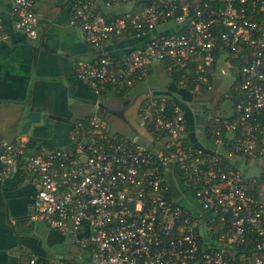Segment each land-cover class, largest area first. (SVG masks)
Masks as SVG:
<instances>
[{"label": "built area", "instance_id": "1", "mask_svg": "<svg viewBox=\"0 0 264 264\" xmlns=\"http://www.w3.org/2000/svg\"><path fill=\"white\" fill-rule=\"evenodd\" d=\"M13 1L14 29L36 40L35 0ZM141 1L107 0L127 10L106 17L91 0H71L70 26L96 51L75 66L95 95L93 112L73 124L66 147H0V180L36 186L29 222L75 248L71 259L16 264H264V174L239 169L264 168V0H145L137 8ZM129 39L136 43L125 52L107 50ZM156 65L199 96L226 68L235 95L223 97L230 116L207 132L216 151L194 146L185 111L150 87L136 109L138 139L102 128L101 100L115 99L108 88H128L124 100Z\"/></svg>", "mask_w": 264, "mask_h": 264}, {"label": "crops", "instance_id": "2", "mask_svg": "<svg viewBox=\"0 0 264 264\" xmlns=\"http://www.w3.org/2000/svg\"><path fill=\"white\" fill-rule=\"evenodd\" d=\"M99 7L100 16L114 17L127 6L107 7V0H91ZM39 20L38 37L28 40L13 27V0H0V147L2 144L25 142L29 146L63 148L69 145L68 133L75 122L88 120L93 112L95 95L89 85L77 79L75 66L90 61L96 51L83 40L82 34L70 26L71 0H35ZM135 39L124 40L116 48L125 52ZM211 93L204 96L182 90L156 65L145 86L131 91L120 103L124 106H102L135 129L136 109L146 87L157 95H169L185 111L187 137L198 149L216 151L207 133L209 122L228 118L231 103L223 97L229 93L232 79L219 65ZM221 75L231 79L225 91L214 90ZM114 103L118 101L113 99ZM200 105L198 108L197 105ZM71 108V109H69ZM36 186L19 179L0 180V264L25 262L31 257L41 261L53 257V248L65 247L59 257L71 259L75 248L58 233L48 230L39 234L28 220ZM33 226V227H32Z\"/></svg>", "mask_w": 264, "mask_h": 264}, {"label": "rangeland", "instance_id": "3", "mask_svg": "<svg viewBox=\"0 0 264 264\" xmlns=\"http://www.w3.org/2000/svg\"><path fill=\"white\" fill-rule=\"evenodd\" d=\"M221 80H217L218 82L216 83V85L214 86V90H227L231 84V79L230 77H228L227 75H221L220 77ZM117 103H114V101H112V99L109 98H102L101 102H102V106H114L115 104H119V100L117 99ZM198 108H200V105H197ZM135 121L136 123H138V118L135 117ZM101 125L102 128L105 130H112L115 132H119L120 134H125L128 135V133H131L132 135H135V139H138V134L136 132L135 129L130 128L129 126H127L125 124V122H123L122 120L118 119L117 117H115L112 114V111L109 110V113L106 114L105 118L101 121ZM249 168V169H248ZM248 168L244 169V167H240L239 169L242 171L243 174H257V173H263L264 174V168H262V165L260 164H256L255 162H250L248 163ZM48 230H46L44 228V226L42 224H40L39 227V234H41V236H44L45 234H47ZM65 247L64 246H59V247H55L52 249V252H55L52 254L53 257H59L57 255H59L60 252H65ZM59 252V253H58Z\"/></svg>", "mask_w": 264, "mask_h": 264}, {"label": "trees", "instance_id": "4", "mask_svg": "<svg viewBox=\"0 0 264 264\" xmlns=\"http://www.w3.org/2000/svg\"><path fill=\"white\" fill-rule=\"evenodd\" d=\"M143 3H145V0H142L136 7L137 8H140V6L143 4ZM99 15V14H98ZM218 55V54H217ZM217 57V56H216ZM230 64L232 65V67H234L235 68V71H234V76L236 75V77H238V74L240 73V70H239V68L238 67H240L239 65H238V62L237 61H235V60H231V62H230ZM182 73H179V74H175V76H174V80L177 82L178 80H180V77H182V75H181ZM236 77H235V79H236ZM238 82H239V80H237V82L236 83H234V86H237L238 85ZM190 90H192L193 89V87L191 88H189ZM108 90H109V92L111 93V94H113V96L115 97V99H118V100H120L121 99V97L123 96V95H125L127 92H128V88H122V90L120 91V92H118V94H117V89H115V90H113L112 88H108ZM232 90V88L230 89V91ZM230 95H235V92L234 91H231V94ZM231 102V101H230ZM232 103V102H231ZM233 104V103H232ZM85 123L87 122V120H85L84 121ZM87 126V125H86ZM213 129H217V124L216 123H214V122H209V124H208V126H207V132H210L211 130H213ZM209 154H207L206 153V158H209Z\"/></svg>", "mask_w": 264, "mask_h": 264}, {"label": "water", "instance_id": "5", "mask_svg": "<svg viewBox=\"0 0 264 264\" xmlns=\"http://www.w3.org/2000/svg\"><path fill=\"white\" fill-rule=\"evenodd\" d=\"M69 109H71V108H69ZM29 144H30V145L33 144V141H32L31 139H30V141H29ZM33 226L36 227V224H33ZM33 226H32V227H33Z\"/></svg>", "mask_w": 264, "mask_h": 264}, {"label": "flooded vegetation", "instance_id": "6", "mask_svg": "<svg viewBox=\"0 0 264 264\" xmlns=\"http://www.w3.org/2000/svg\"><path fill=\"white\" fill-rule=\"evenodd\" d=\"M124 105H125V103H120V102H119V105H118V106H124Z\"/></svg>", "mask_w": 264, "mask_h": 264}]
</instances>
